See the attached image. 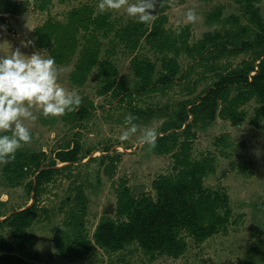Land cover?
Returning a JSON list of instances; mask_svg holds the SVG:
<instances>
[{
    "label": "rangeland",
    "instance_id": "rangeland-1",
    "mask_svg": "<svg viewBox=\"0 0 264 264\" xmlns=\"http://www.w3.org/2000/svg\"><path fill=\"white\" fill-rule=\"evenodd\" d=\"M8 1L0 0V55H11L19 48L25 55L39 51L45 58L52 57L54 39L41 47L34 30L48 22L44 30H51L54 36L59 35L65 40L62 35L77 24L73 13L81 7L85 9L83 16L86 13L91 18L105 15L106 22L111 25L92 34L94 25L91 22L87 21V29L85 22L83 26L78 24L71 46L66 49L63 43L64 47L59 48L60 61H56L59 83L80 94L81 105L87 109L84 118L75 123L71 112L58 118H45L36 108L34 111L38 118L34 122H25L31 129L32 141L19 150L39 154L42 165L53 159L56 151L70 147L74 141L79 142L80 153L85 157L75 163L56 160V166L66 168L56 172L52 180L41 187L37 198L39 217L25 232L26 236L33 237V244L12 252L23 259L20 264H264V114L255 117L258 104L254 100L241 107L246 117L235 125L217 117L192 128L190 158L207 159L214 167L213 172L203 177L204 187L224 191L228 195L231 212L224 228L200 243L182 231L187 247L177 258L160 255L150 260L136 243L116 252L96 246L79 259L68 260L58 254L56 243L66 241L60 231H72L65 222L72 223L80 215L73 209L77 190L81 189L85 195L83 233L92 239L101 216L115 217L118 188L127 186L134 194L143 193L154 198L152 182L160 175H173L177 171L172 156L176 148L159 154L139 143L138 135L121 141L125 118L135 116L136 124L153 127L159 134L161 123L170 117L177 103L196 98L211 84L213 75L203 72L200 66H194L189 78L175 80L163 90H137L140 82L131 67L132 58L136 55L153 61L156 78L161 71V55L142 38L133 49L119 38L118 31L132 22L139 23L124 9L102 13L98 9L99 0H27L21 10L14 11ZM12 2L19 3V0ZM258 6L264 18V0ZM217 8H220L219 16H209ZM188 9L196 11V23L185 21L184 13ZM8 10L11 11L6 12ZM238 12L240 8L233 0H176L175 7H165L163 12L157 10L153 15H163V27L173 34L186 27L189 30L188 41L193 43L202 33L221 29V19ZM151 22L143 24V28H149ZM85 44H95L99 53L97 63L87 73L86 80L77 85L71 81V74ZM244 56L224 57L220 62L236 64ZM177 59L183 71L192 62L184 52ZM104 61L107 62L104 65L106 69L115 68V82L123 81V88L116 96H112V89L99 92L104 84L96 73ZM101 156L114 159L111 175L104 170L109 159L101 164ZM2 167L0 164V221L33 201L27 188L32 176L26 175L15 182L6 176ZM2 233L10 238L6 226Z\"/></svg>",
    "mask_w": 264,
    "mask_h": 264
},
{
    "label": "trees",
    "instance_id": "trees-1",
    "mask_svg": "<svg viewBox=\"0 0 264 264\" xmlns=\"http://www.w3.org/2000/svg\"><path fill=\"white\" fill-rule=\"evenodd\" d=\"M240 12L231 13L221 19V29H212L202 33V36L189 43V30L184 27L178 33H172L162 25L164 16L154 18L149 28H143L142 23L132 22L118 31V36L127 47L133 49L139 44L140 38L154 51L158 52L161 71L155 78L156 66L146 57L134 56L131 67L140 82L136 89L140 91L163 90L175 80H184L191 76L194 66H200L203 72L213 75L211 84L196 98L182 100L167 120L160 125L155 152L168 153L172 148V156L177 171L173 175H160L152 182L155 197L147 194H134L127 186H121L116 192L115 217L103 215L97 222L92 239L83 232V213L85 210V195L81 189L74 196L73 209L79 211L74 222H65L71 227L70 233L63 232L65 243H56L58 254L68 260L79 259L88 255L96 246L111 252L124 249L136 243L142 251L153 260L156 256L166 255L177 258L182 255L187 243L181 236L186 231L197 243L203 242L217 233L228 223L230 206L228 195L224 191L210 190L204 187L203 177L213 172L214 167L207 159L190 158V145L194 133L192 128L215 120L217 117L228 120L235 125L246 117L241 108L254 100L258 106L255 117L264 114V18L260 14L258 3L261 0H233ZM27 0L19 3H8L14 11L21 10ZM165 7L158 8L163 12ZM8 10L6 12H9ZM85 12L84 7L73 13L74 22L67 33L54 36L52 31H45V26L37 27L34 34L41 47L53 40L52 58L60 61L59 48L72 44L74 32L79 25L87 29V21L98 29L111 27L106 22L105 15L93 18ZM219 16L220 8L215 13ZM51 25V24H50ZM54 38H53V37ZM63 40V42H60ZM94 43V42H93ZM184 52L191 63L182 70L177 56ZM98 47L95 44H85L81 57L71 74V81L81 85L87 78L89 70L97 63ZM244 54L236 64L221 63L220 59ZM106 61L97 69L96 75L101 77L103 87L99 91L105 93L112 89L116 96L123 88V81L115 82V68L104 67ZM155 78V80H154ZM74 122H79L87 114L82 105L72 111ZM80 153V144L74 141L66 149H59L46 165L40 162L39 154L18 150L14 160L3 164V172L9 179L18 182L26 175L32 176L27 183L28 192L32 193V203L24 208L12 211L0 221V264H20L23 259L13 255L14 250H21L33 244V237L25 232L39 217L37 198L44 183L52 180L54 174L65 166H56V160L63 163H75L84 159ZM109 164L104 167L106 174L111 175L114 169L112 157L101 156L99 161ZM75 212L72 213V215ZM10 231V238L2 233L3 227ZM58 234V233H57Z\"/></svg>",
    "mask_w": 264,
    "mask_h": 264
},
{
    "label": "clouds",
    "instance_id": "clouds-1",
    "mask_svg": "<svg viewBox=\"0 0 264 264\" xmlns=\"http://www.w3.org/2000/svg\"><path fill=\"white\" fill-rule=\"evenodd\" d=\"M158 4L160 8L175 7L176 0H99L98 9L102 13L124 9L129 17L147 24L154 19L152 12ZM184 16L187 23L198 20L194 9H188ZM81 104L80 94L59 83L54 58H45L39 51L25 55L19 48L11 55H0V164L14 160L17 151L31 143V129L25 122L38 118L34 109L39 108L45 118H58L76 111ZM136 119L135 116L125 118L121 141L138 135L139 143L152 150L156 146L157 130L141 127L135 123Z\"/></svg>",
    "mask_w": 264,
    "mask_h": 264
},
{
    "label": "water",
    "instance_id": "water-1",
    "mask_svg": "<svg viewBox=\"0 0 264 264\" xmlns=\"http://www.w3.org/2000/svg\"><path fill=\"white\" fill-rule=\"evenodd\" d=\"M158 7H159V4L157 5L155 12H152V14H155L157 12ZM109 207H111V205Z\"/></svg>",
    "mask_w": 264,
    "mask_h": 264
}]
</instances>
